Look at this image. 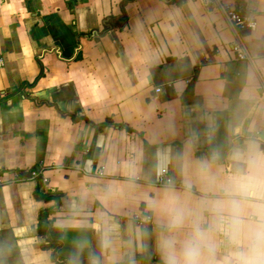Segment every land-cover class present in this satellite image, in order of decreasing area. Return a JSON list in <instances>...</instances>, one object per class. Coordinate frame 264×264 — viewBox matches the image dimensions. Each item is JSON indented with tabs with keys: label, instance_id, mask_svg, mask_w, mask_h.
Instances as JSON below:
<instances>
[{
	"label": "crops",
	"instance_id": "0c3cea01",
	"mask_svg": "<svg viewBox=\"0 0 264 264\" xmlns=\"http://www.w3.org/2000/svg\"><path fill=\"white\" fill-rule=\"evenodd\" d=\"M0 61V264H163L161 241L187 231L166 193L195 207L202 164L223 177L264 153V0H0ZM33 81L35 99L13 92Z\"/></svg>",
	"mask_w": 264,
	"mask_h": 264
},
{
	"label": "clouds",
	"instance_id": "9594fccd",
	"mask_svg": "<svg viewBox=\"0 0 264 264\" xmlns=\"http://www.w3.org/2000/svg\"><path fill=\"white\" fill-rule=\"evenodd\" d=\"M233 158L242 165L223 177L200 166L206 195L195 207L166 193L170 228L187 231L161 241L163 264H264V153ZM221 247L226 254L217 259Z\"/></svg>",
	"mask_w": 264,
	"mask_h": 264
},
{
	"label": "built area",
	"instance_id": "2783aa9c",
	"mask_svg": "<svg viewBox=\"0 0 264 264\" xmlns=\"http://www.w3.org/2000/svg\"><path fill=\"white\" fill-rule=\"evenodd\" d=\"M219 6L224 10L225 16L229 24L237 31L254 30L256 27V20L253 16L244 13L242 10L237 8L236 4L233 2L219 3ZM233 50L237 53L239 59H247L248 56L242 47L239 40L233 44ZM1 62V61H0ZM161 88H157L159 91ZM98 174H102V170L99 168L97 170ZM1 183V180H0ZM158 184L162 186H174L171 176L166 168H162L158 177ZM132 219L138 225H148L152 223V217L149 214H143L141 212H136L133 214Z\"/></svg>",
	"mask_w": 264,
	"mask_h": 264
},
{
	"label": "trees",
	"instance_id": "16d2710c",
	"mask_svg": "<svg viewBox=\"0 0 264 264\" xmlns=\"http://www.w3.org/2000/svg\"><path fill=\"white\" fill-rule=\"evenodd\" d=\"M121 22L122 21H119L118 22V25H121ZM115 25V23L111 22V20H106L105 23H104V29L103 31H107L110 27H113ZM35 81L33 82H27V83H24L22 84V86L16 88L13 92H17V91H20L21 94L24 96V97H28V98H32V99H35L36 96H34V94L32 92H28V91H24L23 90V86L25 85H28V86H33ZM74 119H85L87 122H89L90 124L94 125L95 127L97 128H102L104 126V123H97V122H92L90 120H87L86 118L78 115V114H74ZM37 196L39 197V195L37 194ZM43 199H46V198H43ZM59 202V197L56 198V203ZM52 210L51 209H46L44 211H42L40 213V216H39V222H38V229L40 232H48L50 234L51 237H47L46 240H45V243L42 244V246H45V247H57L56 243H55V239H57L59 237V233L54 230L53 228L50 227V220L48 219V215L50 214Z\"/></svg>",
	"mask_w": 264,
	"mask_h": 264
},
{
	"label": "water",
	"instance_id": "95a60500",
	"mask_svg": "<svg viewBox=\"0 0 264 264\" xmlns=\"http://www.w3.org/2000/svg\"><path fill=\"white\" fill-rule=\"evenodd\" d=\"M21 175L22 176H30L31 175V172H22Z\"/></svg>",
	"mask_w": 264,
	"mask_h": 264
}]
</instances>
